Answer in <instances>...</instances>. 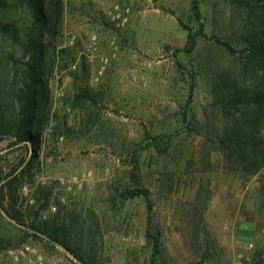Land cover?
<instances>
[{"label":"rangeland","instance_id":"374dc122","mask_svg":"<svg viewBox=\"0 0 264 264\" xmlns=\"http://www.w3.org/2000/svg\"><path fill=\"white\" fill-rule=\"evenodd\" d=\"M197 1L200 22L192 0H43L37 159L0 135V185L16 178L0 264H264L263 163L250 175L222 143L264 0ZM13 19L30 25L26 10ZM9 53L0 36L1 80ZM127 187L148 191L149 213Z\"/></svg>","mask_w":264,"mask_h":264},{"label":"trees","instance_id":"16d2710c","mask_svg":"<svg viewBox=\"0 0 264 264\" xmlns=\"http://www.w3.org/2000/svg\"><path fill=\"white\" fill-rule=\"evenodd\" d=\"M43 5V0H0V15L1 13L9 14L5 21L0 20V36L9 42L12 50V53L8 54V63L5 64L4 78L0 79V135H11L17 143L28 144L32 151V159H37L39 150V134L33 128V119L39 108L37 96L42 87L39 68L40 58L43 55L41 39L47 25ZM20 9L26 10L30 25L19 27L18 22L13 19V14ZM192 13L194 19L200 22L197 0H192ZM198 34L200 31L192 33L188 29L186 52H191L194 48ZM257 36L256 41L245 51L247 63L243 79L241 82L233 81L230 86L225 111L231 117V122L225 132L224 142H222L233 145L240 161L246 164L245 170L250 175L254 174L264 163L262 146L264 141L256 138L260 130L264 129V30ZM19 50L22 52L21 59H16L14 54ZM228 50L232 52L230 48ZM8 79L12 81L11 84H8ZM15 81L19 85H14ZM191 99L192 93L189 91L186 105L191 103ZM182 118L185 120L184 112ZM28 168L29 166L25 170ZM14 180L16 178L0 185V208H3L2 201L5 199L6 191L11 189ZM131 180L133 183L137 181L136 174L131 173ZM135 197L145 199L147 213H149L151 205L146 189L127 187L121 194L123 200ZM4 209L10 220L23 226L19 215L7 208ZM38 224V227L29 225L25 228L43 233L41 229L43 223ZM146 237L151 236L146 234ZM158 242V237L153 236V256L157 254Z\"/></svg>","mask_w":264,"mask_h":264},{"label":"built area","instance_id":"2783aa9c","mask_svg":"<svg viewBox=\"0 0 264 264\" xmlns=\"http://www.w3.org/2000/svg\"><path fill=\"white\" fill-rule=\"evenodd\" d=\"M260 175H263L264 174V163L262 164L261 168L259 169V172H258Z\"/></svg>","mask_w":264,"mask_h":264}]
</instances>
